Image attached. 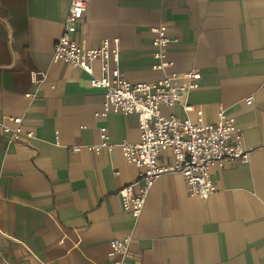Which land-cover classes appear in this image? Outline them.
I'll list each match as a JSON object with an SVG mask.
<instances>
[{
    "label": "crops",
    "instance_id": "0c3cea01",
    "mask_svg": "<svg viewBox=\"0 0 264 264\" xmlns=\"http://www.w3.org/2000/svg\"><path fill=\"white\" fill-rule=\"evenodd\" d=\"M70 2L0 0V119L21 117L33 134L0 138V264H112L110 242L128 235L129 264H264V0L89 1L77 43L118 39L124 78L151 85L162 73L152 69L150 30L165 27L177 40L165 49L167 74L197 71L200 80L183 99L190 113H162L209 125L224 109L249 151L248 164L211 170L216 192L205 200L189 197L180 175H162L136 220L116 193L140 170L117 148L71 150L98 143L100 131L114 145L137 143L139 130L136 115L96 118L104 90L52 62ZM93 70L99 77V63ZM171 163L167 153L158 161Z\"/></svg>",
    "mask_w": 264,
    "mask_h": 264
},
{
    "label": "built area",
    "instance_id": "2783aa9c",
    "mask_svg": "<svg viewBox=\"0 0 264 264\" xmlns=\"http://www.w3.org/2000/svg\"><path fill=\"white\" fill-rule=\"evenodd\" d=\"M90 0H71L63 31L53 45V63H63L81 69L90 77V86L104 90V102L96 118L110 114L123 116L136 115L139 130L137 143L122 142L114 145L103 132H99L98 143L86 147H73L75 153L85 149L98 155L102 151L111 153L116 148L129 165L140 170L138 181L117 191L122 210L133 219H138L143 211L146 197L156 181L164 174H178L185 183L189 197L205 200L216 192L210 173L215 167L226 163H249V151L243 146V136L235 132L225 110L219 109L215 123L194 125L188 118L178 119L164 115L162 108L181 106L185 113L191 107L183 99L193 91L200 80L197 71L183 75L167 74L171 64L166 60L165 49L177 40H170L166 28H152V58L155 71L162 78L154 84L131 83L124 78L120 69L118 39L102 40L96 49H87L76 42L74 35L78 30ZM99 63L100 76H96L93 64ZM113 65V67H112ZM38 75H30L36 84ZM26 98H32L26 94ZM251 106L253 98L245 99ZM21 117H2L0 119V138L8 143L21 138L33 139V134L23 129ZM167 153L172 158L168 166H160L159 158ZM132 242L128 235L121 240L110 242L117 260L112 264H129L128 247Z\"/></svg>",
    "mask_w": 264,
    "mask_h": 264
},
{
    "label": "water",
    "instance_id": "95a60500",
    "mask_svg": "<svg viewBox=\"0 0 264 264\" xmlns=\"http://www.w3.org/2000/svg\"><path fill=\"white\" fill-rule=\"evenodd\" d=\"M128 263H130V262H128Z\"/></svg>",
    "mask_w": 264,
    "mask_h": 264
}]
</instances>
